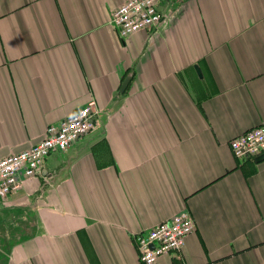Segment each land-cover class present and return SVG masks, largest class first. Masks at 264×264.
<instances>
[{"label":"crops","instance_id":"crops-1","mask_svg":"<svg viewBox=\"0 0 264 264\" xmlns=\"http://www.w3.org/2000/svg\"><path fill=\"white\" fill-rule=\"evenodd\" d=\"M124 1L0 0V159L99 110L0 199L9 264H143L136 236L183 210L196 228L154 264H264V159L229 143L264 122V0H160L123 39Z\"/></svg>","mask_w":264,"mask_h":264},{"label":"built area","instance_id":"built-area-1","mask_svg":"<svg viewBox=\"0 0 264 264\" xmlns=\"http://www.w3.org/2000/svg\"><path fill=\"white\" fill-rule=\"evenodd\" d=\"M180 1V0H176ZM160 0H126L112 11L110 22L125 39L136 31L160 25ZM94 99L70 117L50 125L44 136L29 147L0 159V199L16 192L26 180L41 173L47 155L65 151L81 135L95 126L99 112ZM235 156L256 157L264 154V122L245 130L230 140ZM194 216L186 210L155 224L136 236V246L143 264H154L161 255L182 249L187 236L196 228Z\"/></svg>","mask_w":264,"mask_h":264},{"label":"rangeland","instance_id":"rangeland-1","mask_svg":"<svg viewBox=\"0 0 264 264\" xmlns=\"http://www.w3.org/2000/svg\"><path fill=\"white\" fill-rule=\"evenodd\" d=\"M1 201V200H0ZM1 204V203H0ZM1 207V205H0ZM5 214L3 211L0 210V264H9V252H10V249H11V243L14 242V239H15V231H12V230H15L14 229V226L13 223L11 225V228H6L4 230V227L2 226V222H4V217ZM21 225V224H20ZM18 226V229H20L22 227L21 226ZM25 225V223L23 224V226ZM17 227V226H16ZM17 229V232H19Z\"/></svg>","mask_w":264,"mask_h":264},{"label":"water","instance_id":"water-1","mask_svg":"<svg viewBox=\"0 0 264 264\" xmlns=\"http://www.w3.org/2000/svg\"><path fill=\"white\" fill-rule=\"evenodd\" d=\"M264 159V154H261L260 156L256 157V160H262Z\"/></svg>","mask_w":264,"mask_h":264}]
</instances>
